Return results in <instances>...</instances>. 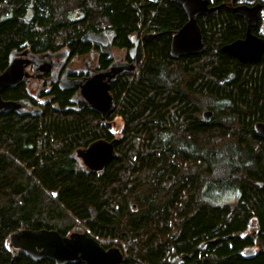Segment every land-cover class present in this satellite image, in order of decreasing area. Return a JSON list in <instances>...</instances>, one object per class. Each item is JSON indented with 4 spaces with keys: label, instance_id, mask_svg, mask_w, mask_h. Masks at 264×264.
I'll list each match as a JSON object with an SVG mask.
<instances>
[{
    "label": "trees",
    "instance_id": "trees-1",
    "mask_svg": "<svg viewBox=\"0 0 264 264\" xmlns=\"http://www.w3.org/2000/svg\"><path fill=\"white\" fill-rule=\"evenodd\" d=\"M198 21L208 50L173 60L187 16L170 0H0V74L14 50L86 53L90 32L120 49L142 38L138 70L111 88L124 126L102 173L75 165V149L106 132L64 111L68 94L52 90L38 116H0V264H56L11 249L21 229L85 233L120 247L122 264H264V58L221 51L247 31L231 9Z\"/></svg>",
    "mask_w": 264,
    "mask_h": 264
},
{
    "label": "water",
    "instance_id": "water-1",
    "mask_svg": "<svg viewBox=\"0 0 264 264\" xmlns=\"http://www.w3.org/2000/svg\"><path fill=\"white\" fill-rule=\"evenodd\" d=\"M182 8L187 16L186 24L172 34L170 44V57L178 60L182 57L201 55L208 50L204 40L199 18L216 14L219 7H210L208 0H170ZM261 5L249 7L239 5L234 9V14L243 19L247 28L246 35L221 48L223 53L245 63H258L264 57V38L253 33L260 22ZM87 39L91 42L109 47L110 40L105 35L90 32ZM141 40H137L130 50L131 62H114L108 70L98 73L88 83L82 86L83 96L88 100L92 111L101 115L103 121L112 116L116 110V102L110 93L111 83L124 73H135L139 68L138 52ZM70 54L65 49L58 53H43L35 55L26 50L23 53L13 51L10 55L7 69L0 75V114L11 113L21 107L20 102L5 101L2 97L4 90L18 86L27 77L26 68L34 63H40L43 59H61ZM19 56H27L28 60H18ZM78 85L74 80L64 78L61 81V90L70 91ZM213 113L206 111L203 117L211 119ZM257 135L264 138V122L255 125ZM119 139L108 142L98 140L86 149L76 151L78 158L83 160L86 171L90 174H98L105 170L107 165L117 157V145ZM9 245L12 250L20 251L35 262L48 260L56 264H122L125 252L113 246L105 249L95 238L85 233L73 232L69 236H62L56 230H30L21 229L12 233L9 237ZM254 251L248 248L245 257L250 258Z\"/></svg>",
    "mask_w": 264,
    "mask_h": 264
},
{
    "label": "flooded vegetation",
    "instance_id": "flooded-vegetation-1",
    "mask_svg": "<svg viewBox=\"0 0 264 264\" xmlns=\"http://www.w3.org/2000/svg\"><path fill=\"white\" fill-rule=\"evenodd\" d=\"M208 1H209L210 7H216V8L217 7L219 8L227 7L231 9L233 12H234V9L239 5H246L249 7L261 5V12L262 10H264V0H222L219 3H216L215 0H208ZM218 11H220V9ZM261 12H260L259 25L257 28L253 30V33L259 37L264 38V35H262V32L260 30V24L262 22ZM96 34L105 35L101 33H96ZM107 37L110 40L109 47L113 48L112 36L108 35ZM137 40H141L142 42V38L139 39L134 35L132 37V42L134 43V46ZM87 41L89 40L87 39ZM89 42L92 44L91 49L86 53L72 54V52L69 50L70 54L67 57H64L61 59L53 58L52 60L45 58L40 63H34V64L29 65L26 68V73L28 76L25 77L18 86L14 88H7L6 90H4L3 95H2L5 101L20 102L21 107L14 112L0 114V116L8 115V114H13L18 117L38 116V115H41L43 112V105L47 102L52 101V99L56 97L55 95H50L52 90H57L61 94H64V93L68 94L67 95L68 104L66 105L64 111H71L72 113H75V114L87 113L89 115H92L93 116L92 119L94 121L98 120V122L92 125V128L95 129L97 127L98 130L102 131L103 133H104V130L106 132L105 137H97L93 139V141L88 143L86 146L76 148L74 151V154H72V157L76 160L75 165L77 166L79 170H83L87 175H94L86 171L87 167L83 163V160L78 158L76 151L79 149H86L92 143L98 140H106L108 142L114 140L116 137L114 136L112 129H111V121H112L113 116L115 114L117 115L116 113L117 111L112 116H110L106 121H103L101 115L92 111V108L88 100L83 96L82 86L88 83L98 73L107 71L109 66L115 62L112 56L109 55L104 50L107 47H104L101 44L94 43L91 41ZM141 42H140V45H141ZM132 48H124V49L116 48L117 50H124L126 53L124 60L119 61L120 63L121 62H131L130 50ZM26 50L31 51L30 48H23L22 50H14V51L23 53ZM63 50H60V51H63ZM31 53L33 52L31 51ZM54 53H58V51L53 52V54ZM40 54L41 53H36L35 55L38 56ZM17 59L18 60H28L27 56H23V57L19 56ZM103 59L105 63L109 62L106 66H104V63L102 62ZM9 60H10V57H9ZM8 65H9V61H8ZM65 77L68 79L74 80L78 86L70 91L61 90V87H60L61 81ZM113 83L114 82L111 83L110 93H111V88H112ZM17 88H21V90H23V94H22L23 96L17 99H5L4 98V93H6L8 90H13ZM55 105H58V104H55ZM177 259L178 258L172 259L171 264H173Z\"/></svg>",
    "mask_w": 264,
    "mask_h": 264
},
{
    "label": "rangeland",
    "instance_id": "rangeland-1",
    "mask_svg": "<svg viewBox=\"0 0 264 264\" xmlns=\"http://www.w3.org/2000/svg\"><path fill=\"white\" fill-rule=\"evenodd\" d=\"M261 15H262V22L260 24V30L262 32V35H264V10H262ZM104 50L109 55L112 56L115 62L123 61L126 56V53L124 50H117L116 48H112V47H107ZM123 123L124 122L122 118L118 117L116 114L113 116L112 121H111V129L116 138L121 137L122 129L124 126ZM230 201L232 202L233 200L230 199ZM173 264H180V258H178Z\"/></svg>",
    "mask_w": 264,
    "mask_h": 264
}]
</instances>
